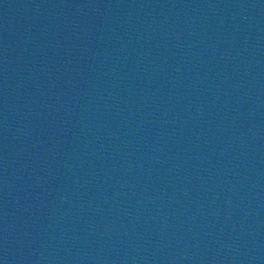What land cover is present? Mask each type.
Masks as SVG:
<instances>
[{"label":"water","instance_id":"1","mask_svg":"<svg viewBox=\"0 0 264 264\" xmlns=\"http://www.w3.org/2000/svg\"><path fill=\"white\" fill-rule=\"evenodd\" d=\"M0 264H264V0H0Z\"/></svg>","mask_w":264,"mask_h":264}]
</instances>
